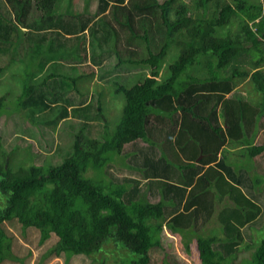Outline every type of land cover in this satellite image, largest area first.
Listing matches in <instances>:
<instances>
[{
  "label": "trees",
  "instance_id": "trees-1",
  "mask_svg": "<svg viewBox=\"0 0 264 264\" xmlns=\"http://www.w3.org/2000/svg\"><path fill=\"white\" fill-rule=\"evenodd\" d=\"M55 1L0 0V61L7 60L0 71L24 65L16 109L37 127L38 137L30 130L25 136L43 139L50 155L28 163L26 175L0 168V264H27L11 249L6 221L36 229L39 244L55 234L36 264L61 254L64 264L72 254L95 260L91 255L99 252L130 255L121 264H158L151 250L161 227L198 230L215 201H222L217 218L229 241L213 244V255L199 264H233L253 240L250 229L264 225V141L255 142L264 130V1L98 0L93 16L54 13ZM85 29L90 39L76 61L68 52ZM171 47L177 54L163 77L160 65ZM112 55L115 76L131 75L127 65L147 66L149 74L128 87L114 84L125 106L109 134L101 108L110 77L99 76L98 93L82 91L78 80H91L88 68H101ZM77 67L88 72L79 77ZM239 77L248 78L254 96L234 92ZM2 102L3 96L0 108ZM79 117L84 120L64 151L58 138ZM229 139L245 145L242 162L219 154ZM123 166L133 175L118 174ZM254 264H264V238Z\"/></svg>",
  "mask_w": 264,
  "mask_h": 264
},
{
  "label": "rangeland",
  "instance_id": "rangeland-1",
  "mask_svg": "<svg viewBox=\"0 0 264 264\" xmlns=\"http://www.w3.org/2000/svg\"><path fill=\"white\" fill-rule=\"evenodd\" d=\"M70 1L74 2V0ZM85 1L86 3H95L92 9L89 7L88 9L86 8V11L96 10L95 6L97 0H79V4L75 6L74 9L80 10L81 8H83L82 6ZM181 1L189 6L192 3V0ZM235 23L236 22L233 23V35L239 31L237 30L238 28H236ZM239 33L242 34L240 35V38H242L243 40L249 38L248 35H243L242 31ZM91 38L98 41L96 35H92ZM89 39L90 37H88L87 35L86 37L78 41V44H76V46L74 47L73 52L66 51L70 54L71 59H75L76 61H78L80 58L84 57L82 50L84 46H87ZM249 42L250 40L248 39L245 44L247 45ZM111 46L112 43H110V49ZM106 52H108V50ZM176 54L177 48L171 47L168 51L167 56L164 58L163 62L160 65V76L161 74L163 77L167 75L166 66L172 60H174ZM6 61V59H4V61L1 60L0 66H3ZM116 62L117 58L112 55L104 62L101 68H88V71L91 69H93L94 71L91 80H84L83 82L81 81V79L78 80L80 81L79 83L80 87H82V91L87 90L92 93H98L102 89L103 83L97 82L95 84H92V80H94L95 78L98 79L99 76L104 73V71L106 75L103 77H110L111 82L107 85V96L104 104H102V114L106 120V130L109 134L112 133L113 129L115 128L116 124H118L124 112H122L124 98L121 92L115 93L114 84L117 85L120 83L128 87L133 85L137 81H141L145 75L149 74V68L147 66L127 65V67H133L130 70L131 75L124 76L126 71H123L119 73L118 76H115V74L119 72V69L114 66ZM23 67L24 65L22 63H12L8 64L7 68L3 71H0V97L3 96L4 100V102H2V107L0 108V168H5L9 176L26 175L25 166L28 163H42L46 160L45 158L50 156L48 153L49 151L46 152L43 150V147L45 146V142L43 139L39 138V144L36 143L35 139H32L30 137L27 138V136H25V134L27 133L26 130L35 132L37 127L32 125L26 118V112L16 109L17 98L21 94L23 90V83L25 82V75L22 72ZM64 69L68 70L69 68L65 66ZM82 71L84 72L87 70L85 68L82 69V67L76 68V74H78V76L79 74H82ZM247 79V77L237 78V80H235L236 84L234 87V92L241 93L242 95L247 97H252L254 96V94L250 91ZM82 120H84L83 117L74 118L73 120H71L70 123H75L74 128L69 129L68 132L64 133L61 138H58L61 141L59 143L65 144L64 151L69 149V146L72 145L74 134L79 131V125H81ZM88 121L91 122V120ZM93 122L99 124L98 127H100V120H94ZM86 125L85 131H88L89 134L94 135L92 131L95 129L91 128V126H89L88 124ZM89 129L91 131H89ZM36 136L38 137L37 131ZM1 140H3L2 144ZM262 141H264V130L259 132V138L255 140L256 143ZM244 149L245 145L243 143L230 140L224 144V148L223 150H221V152L226 155L228 160L237 161L244 157ZM4 161H6L7 163V165L5 166L3 165ZM127 172H130L128 175H133L132 170H130L126 166H123L121 167L118 174L122 175L126 174ZM215 213H217L216 210H214V214L210 218L211 223L207 225V227H209L207 228L205 225L204 231H200L198 234L203 235L204 237H202L199 243L197 242L198 238L194 240L196 243L195 245L193 244V246L191 243L186 244L185 237L183 236L182 238V236H180V233L171 231L166 226L161 227V230L159 231L158 245L153 247V250H151V259L158 264H164L166 261L172 262V264H199L203 259V256L204 259L211 257L215 252V250L212 249V245L218 242L226 241V239L224 238V234L222 233L223 227H219L220 222L218 221ZM213 219L215 220L214 223L212 222ZM5 227L8 228V230L13 234L11 244L13 253L17 256V259L23 258L27 264H36V262L40 259L41 254L44 253L48 248L52 247L56 241V237L54 236V234L44 243L39 244V236L37 230L34 228H25V230H23L20 228V225L17 222L13 225H10V223L6 221ZM250 231L253 235V240L249 243L248 246L242 245V247H240L233 260V264H254L255 252L257 251L261 239L264 238V230L262 231L256 230V228H251ZM104 248L105 245H103V248L100 251H104ZM29 250L31 251L30 256H28ZM121 252L122 250L120 246L119 255H121ZM102 254V252H99L91 255L95 258V260H91L90 257H87L84 254H72L68 258L67 262H65V264H106L110 262L111 264H121L120 261L122 262L123 260V262H128L130 258V255L128 256L129 258L126 257L124 259V256L113 257L108 254V256L106 257ZM200 254L202 256L201 258ZM132 256L135 257L134 254H132ZM63 260V254L59 255V257L51 255L47 259L45 264H64ZM16 262L20 263L21 261H10V259H7L5 261V264H15Z\"/></svg>",
  "mask_w": 264,
  "mask_h": 264
},
{
  "label": "crops",
  "instance_id": "crops-1",
  "mask_svg": "<svg viewBox=\"0 0 264 264\" xmlns=\"http://www.w3.org/2000/svg\"><path fill=\"white\" fill-rule=\"evenodd\" d=\"M78 1L79 0H77V1H75L74 0V2H72V1H70V0H68V1H62V0H56L55 1V3H54V5H53V12L54 13H58V12H61V9L62 10H66V9H69V11L71 12V13H81V15L83 16H88V15H92L93 16V14L95 13V11L96 10H89V11H86V8L88 9L89 7L92 9L93 8V5H95V3H93V2H91V3H86V1L84 2V4H83V8H81L80 10L78 9V10H76V9H74L75 8V6H77L79 3H78ZM97 4H98V0L96 1V6L95 7H97ZM87 5V6H86ZM62 7H64V8H62ZM96 19V18H95ZM94 19V20H95ZM84 33H85V37L88 35L87 33V30L85 29L84 30ZM101 83V81H99L97 78H95L94 80H92V84H95V83ZM103 87H104V84H103ZM102 87V88H103ZM122 96H123V94H122ZM123 98H124V96H123ZM123 106H125V101H124V104H123ZM123 106H122V112H123V110H124V108H123ZM102 109V108H101ZM231 139H229V140H227V141H230ZM226 141V142H227ZM223 148H224V145L221 147V149H220V152H221V150H223ZM219 152V154L221 155V156H224L225 157V159H227V157H226V155H224L222 152L220 153ZM244 160V157L242 158V159H240V160H235V161H231V160H228L227 159V161H229V162H242ZM214 206V209H213V212H212V214L210 215V217L208 218V220L204 223V225L200 228V229H198V230H196V229H194V227L191 225V226H189L188 228H185L184 230H178V231H181V232H177V231H175V232H177V233H180V236H182V238H183V236L185 237V241H186V243L187 244H192V246H193V244L195 245V241L194 240H196L197 238V242L199 243V241L202 239V237H204L203 235H198L199 234V232L200 231H204V226L206 225V227H207V225L209 224V223H211L210 221V218H211V216L214 214V210H216V212L217 213H215L216 214V216H218V213H219V211H220V209L222 208V201L221 202H219V201H215L214 202V204H213ZM218 219V218H217ZM214 219H213V223H214ZM219 221V220H218ZM220 222V221H219ZM212 223V224H213ZM209 227V226H208ZM207 227V228H208ZM219 227H221L222 228V224L220 223L219 224ZM256 230H264V225L262 226V227H260V228H258V229H256ZM207 232V231H206ZM263 236V235H262ZM225 238V237H224ZM226 239V238H225ZM228 239H226V241H227ZM229 241V240H228Z\"/></svg>",
  "mask_w": 264,
  "mask_h": 264
},
{
  "label": "water",
  "instance_id": "water-1",
  "mask_svg": "<svg viewBox=\"0 0 264 264\" xmlns=\"http://www.w3.org/2000/svg\"><path fill=\"white\" fill-rule=\"evenodd\" d=\"M200 157V156H199Z\"/></svg>",
  "mask_w": 264,
  "mask_h": 264
}]
</instances>
